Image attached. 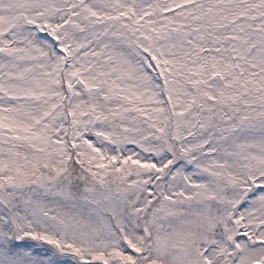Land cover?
<instances>
[{"label":"snow or ice","instance_id":"snow-or-ice-1","mask_svg":"<svg viewBox=\"0 0 264 264\" xmlns=\"http://www.w3.org/2000/svg\"><path fill=\"white\" fill-rule=\"evenodd\" d=\"M0 264H264V0H0Z\"/></svg>","mask_w":264,"mask_h":264}]
</instances>
